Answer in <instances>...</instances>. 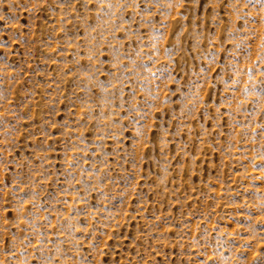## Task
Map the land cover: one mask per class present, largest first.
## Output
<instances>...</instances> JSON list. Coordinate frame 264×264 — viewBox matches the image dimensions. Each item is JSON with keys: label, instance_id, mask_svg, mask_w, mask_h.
Returning a JSON list of instances; mask_svg holds the SVG:
<instances>
[{"label": "rangeland", "instance_id": "rangeland-1", "mask_svg": "<svg viewBox=\"0 0 264 264\" xmlns=\"http://www.w3.org/2000/svg\"><path fill=\"white\" fill-rule=\"evenodd\" d=\"M0 264H264V0H0Z\"/></svg>", "mask_w": 264, "mask_h": 264}]
</instances>
